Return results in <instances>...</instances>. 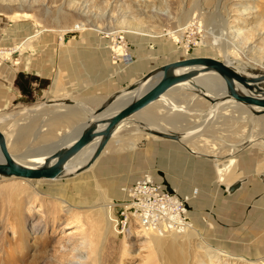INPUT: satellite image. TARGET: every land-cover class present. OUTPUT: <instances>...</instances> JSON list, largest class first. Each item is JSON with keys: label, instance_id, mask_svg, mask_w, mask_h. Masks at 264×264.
I'll return each instance as SVG.
<instances>
[{"label": "rangeland", "instance_id": "obj_1", "mask_svg": "<svg viewBox=\"0 0 264 264\" xmlns=\"http://www.w3.org/2000/svg\"><path fill=\"white\" fill-rule=\"evenodd\" d=\"M66 32H71L69 40L78 39L63 44ZM112 33L124 38L134 56L130 65H112L115 70H149L203 56L233 62L246 72L264 71V0H0V57L12 54L0 58V130L9 135L18 157L58 141L42 116L28 118L32 78L37 86L44 71L58 69L60 55L100 48ZM170 35H180L179 41ZM168 94L183 120L178 134L203 123L186 143L196 153L182 142L139 133L147 132L135 123L143 121L141 116L161 120L153 110L133 118L123 130V148L111 143L81 175L0 180V264L264 262L263 130L251 114L221 111L210 117L211 105L192 98V92ZM230 159L232 178L219 182L217 166ZM144 175L179 197H189L188 217L196 230L190 242L182 237L175 245L166 238L153 246V234L123 221V188ZM237 181L240 187L230 193L228 187ZM101 198L111 206L112 219L103 244L105 222L93 205ZM208 245L216 252L207 251Z\"/></svg>", "mask_w": 264, "mask_h": 264}, {"label": "water", "instance_id": "obj_2", "mask_svg": "<svg viewBox=\"0 0 264 264\" xmlns=\"http://www.w3.org/2000/svg\"><path fill=\"white\" fill-rule=\"evenodd\" d=\"M241 72V68H238ZM216 74L222 81L225 96L221 101L211 99L204 95L210 104H217L224 100H233L238 106L248 109L252 115H264V71H244L252 76L237 71L233 64L225 60L212 57H188L165 63L150 70L136 83L130 85L122 94L116 95L105 101L96 111L93 112V119L70 143L61 146L54 145L47 147L49 151L43 156V162L37 166L28 167L16 163L6 146V140L0 130V155L3 162L0 163V175L15 177L27 180H61L72 178L67 172L70 164L75 158L81 157L82 152L92 143L97 142L95 149L86 164L80 170L89 169L100 158L112 136L120 124L131 116L141 112L150 104L158 101L168 91L188 84L197 88L194 80L201 74ZM141 89L138 96L125 102L111 116L103 118L104 114L117 102V100L128 92ZM257 110V111H256ZM154 135L159 138L179 141L176 133H165L158 131ZM241 185L237 181L228 187L233 193ZM170 191V189H168Z\"/></svg>", "mask_w": 264, "mask_h": 264}, {"label": "crops", "instance_id": "obj_3", "mask_svg": "<svg viewBox=\"0 0 264 264\" xmlns=\"http://www.w3.org/2000/svg\"><path fill=\"white\" fill-rule=\"evenodd\" d=\"M76 39L78 38H72L70 40L66 39L64 40L65 42L63 41L62 43L68 44L71 41V43H73V41ZM101 43L102 44L99 45L100 48L95 47L90 51H82L79 54H75L74 56L73 54L64 56L60 55L58 58V69L54 71H44L42 80L37 86L34 78H32L33 87L31 89V93L28 92L27 97L28 118L31 116H42L44 121H48L50 128H54H52V130L58 137L56 140H59L58 142L55 141V144L61 143L65 145L68 143L69 141H60V139L62 140L65 135L66 127L73 129V127L79 126L80 128L84 125V123V126H86L92 121L94 117L93 112L96 111L105 101L113 96L124 93L130 85L136 83L143 75L152 70L142 69L139 67H133L129 70L113 69L109 60L108 47L105 46L106 43ZM107 62L110 64V66ZM1 73H3L4 77L5 73H7L6 69L4 68ZM139 94L140 93L135 94L131 96V98L128 97V94H124L117 100L116 103L118 105L119 101L122 103L124 101H129ZM170 96L172 100L173 95L170 94ZM125 97L128 99L126 100ZM163 100L164 99H160L150 104L141 110V112H139L137 115L131 116L127 120H124L112 136L104 153L110 147L111 143L117 144L119 140L121 142L124 140L122 137L123 130L132 124L133 118H139V115L142 113L146 114L154 110L159 115L161 122H169L170 126H175V129L177 130V108L174 110L171 105L168 106L164 104L166 102ZM171 103L173 104V101H171ZM117 105L115 104V107H111L102 117L107 118L111 116L115 110L118 109L119 105ZM69 113L74 114V116L71 117L72 119L68 117ZM83 114H86L87 118L84 120V122L82 119ZM141 119L143 120L142 116ZM143 121H135V123L139 125V123H143ZM169 132L171 134L177 133V131H173V129ZM60 135L63 137H60Z\"/></svg>", "mask_w": 264, "mask_h": 264}, {"label": "bare ground", "instance_id": "obj_4", "mask_svg": "<svg viewBox=\"0 0 264 264\" xmlns=\"http://www.w3.org/2000/svg\"><path fill=\"white\" fill-rule=\"evenodd\" d=\"M79 30H82L81 28H78V31ZM184 30V27H182L181 28V32ZM38 33V32H37ZM69 33H71V32H66V33H64L63 35L65 36V40L66 39H69L70 37H71V35L69 34ZM67 34V35H66ZM115 34V33H114ZM111 35H113V33L111 34ZM63 36V37H64ZM108 36V35H107ZM174 40H175V42H177V41H179V36L180 35H178L177 37H175L174 35H170ZM67 37V38H66ZM23 43V42H22ZM26 47V46H25ZM18 49V48H17ZM20 52L21 51H23V50H21V48L20 49H18ZM17 50V51H18ZM109 50V49H108ZM18 51V52H19ZM2 54V53H1ZM12 54H3V55H1V57L0 58H2L3 57V59L5 58V59H9L10 58V56H11ZM223 61V60H222ZM228 64H234L233 62L232 63H230V62H227ZM15 64H18V62H16ZM237 68V67H236ZM8 71V70H7ZM237 71L238 72H240V73H244V71H240V70H238V68H237ZM244 74H246L247 76H252V75H249V74H247V73H244ZM194 84L195 85H197V88L196 87H193V86H191V85H186V84H181L180 86H178V87H176V88H174V89H172V90H170V91H168L167 93H170V92H172L173 90H187V91H190V92H192V95H194L192 98H198L199 100L200 99H202V100H204V101H207L205 98H204V95L205 96H207V97H209V98H211V99H215V100H219V101H221L222 99H223V97L225 96V91H224V87H223V84H222V81H221V79L216 75V74H214V73H210V74H201L200 76H198L195 80H194ZM262 88H264V87H262ZM126 92V91H125ZM141 92V89H139V90H137V91H133V92H128V93H126V95L128 94V97H130L131 98V96H133V95H135V94H138V93H140ZM177 92V91H176ZM125 95V96H126ZM171 96H169V94H164L162 97H161V99H164L163 101H165L166 103H164V104H166V105H168V106H172V103H171V98H170ZM123 98V97H122ZM126 98V100L128 99L127 97H125ZM130 101V100H129ZM125 102H128V101H124L123 103L121 102V101H119V103H118V105H117V103H115L117 106H118V109L125 103ZM208 102V101H207ZM163 103V102H162ZM209 103V102H208ZM115 104L113 105L114 107H115ZM210 104V103H209ZM211 105V107H210V109H209V111H208V115L210 116V117H213L216 113H220L221 114V111H223V114H226L227 112H230V111H235V112H240V113H242L243 114V112L245 113V114H251L252 115V113L251 112H249V110L248 109H245V108H243V106H238V104L236 103V102H234L233 100H224L223 102H219V103H217V104H210ZM112 106V107H113ZM116 106V107H117ZM167 107V106H166ZM173 108H174V104H173ZM223 108V109H222ZM63 109V108H62ZM113 109H115V108H113ZM118 109H116V110H118ZM115 110V111H116ZM246 110H248V111H246ZM257 111V110H256ZM181 112H182V114H184L185 113V109H184V107L182 106V109H181ZM163 113V112H162ZM180 112H178V114H179ZM138 114V113H137ZM137 114H135V115H137ZM160 115H161V113H160ZM74 116V114L73 113H69V118H71V117H73ZM134 116V115H133ZM252 116H254V115H252ZM263 116V117H262ZM67 117V118H68ZM146 118H144V117H142L143 118V123H139V126L140 127H142L143 128V130H145V131H147V132H144V131H141L140 130V132L139 133H144V134H146V135H148V136H151V137H153V138H159V137H157L156 135H154L156 132H158V131H161V132H169V131H171L172 129H173V131L175 130L176 131V129L174 128V127H171L170 126V123L169 122H166V121H162L161 122V120H159V121H150L148 118V116L146 115L145 116ZM148 117V118H147ZM161 117V116H160ZM180 114L178 115V125L177 126H181L182 125V121L183 120H181L180 118ZM183 117V116H182ZM206 117H208V116H206ZM205 117V118H206ZM219 117V116H218ZM66 118V119H67ZM155 118H159V117H155ZM209 118V117H208ZM259 118H264V115H261V116H255V118H253V120H254V122H255V124L257 125L258 124V126L260 125V127H261V129L263 130V132H264V121H262V120H258ZM72 119V118H71ZM75 119V118H74ZM82 119H83V122H84V120L85 119H87L86 118V114H83L82 115ZM89 119V118H88ZM0 120H1V118H0ZM154 120V119H153ZM158 120V119H157ZM212 120V119H211ZM256 120V121H255ZM2 121V120H1ZM82 121V120H81ZM191 121V120H190ZM203 121H205V120H203ZM82 122V123H83ZM210 122V121H209ZM184 123V122H183ZM202 124L203 123H200V124H198V125H196V126H198V128L197 127H194V128H196L195 130H198V131H200V130H202V128L204 127V126H202ZM84 125H85V123H84ZM82 126V127H80L79 128V126L77 127H73V129H70V128H68V129H65V135H64V137L63 136H61V137H63V139L61 140L60 139V141H69L68 143H70L71 141H73L74 139H75V137L79 134V132H80V130L82 129V128H84L85 126ZM131 126V125H130ZM134 126V125H133ZM136 126V125H135ZM138 126V127H139ZM137 127V126H136ZM119 128V127H118ZM194 128L193 127H190V125L189 126H186L185 128H183L182 129V134L180 133V134H178V132L176 133L177 135H179L178 137H179V143L180 142H182V144L184 145V146H186V147H188L187 145H186V143H188L189 141H191V136H192V134L193 133H196L195 131L193 132L192 130H194ZM178 129V128H177ZM245 130V129H244ZM210 131V130H209ZM2 133H3V135H4V137H5V140H6V146H7V148H8V152L10 153V155L12 156V158H13V160L16 162V163H18V164H20V165H23V166H28V167H33V166H37V165H39V164H41L42 162H43V156H44V154H47L49 151H43V149H38L39 151H34L33 149V152H31L30 150H26L24 153H22L21 154V158L20 157H18L16 154H15V152L13 151V147H11L12 145H10V142H9V135H6V133H4L3 131H1ZM170 133V132H169ZM181 135V136H180ZM194 137V136H193ZM191 138V139H190ZM159 139H161V138H159ZM127 140V139H126ZM59 141V140H58ZM57 141V142H58ZM110 142V141H109ZM136 142V141H135ZM16 143V142H15ZM15 143H13V144H15ZM68 143H66V144H68ZM119 146L120 147H122V143H121V141L119 140ZM134 143V142H133ZM65 144V145H66ZM96 144H97V142H94V143H92L90 146H88L87 148H85V150L82 152L83 154L81 155V157L80 158H78V156L75 158V160H74V162H72L71 164H70V167L67 169V172L68 173H71L72 174V177H76V176H78V175H81V174H83V173H85V172H87L88 170H90V169H92V167L98 162V160L100 159V158H98V160H96V162L89 168V169H87V170H80V169H82V167L86 164V162L88 161V159H89V157L91 156V154L93 153V151H94V149H95V146H96ZM109 144V143H108ZM108 144H107V146H108ZM189 144H191V143H189ZM54 145H59V143L58 144H55L54 143ZM53 145V146H54ZM60 145L61 146H63L64 144H61L60 143ZM107 146H106V148H107ZM14 147H15V145H14ZM16 148V147H15ZM106 148L104 149V151L106 150ZM123 148V147H122ZM128 148H129V146H128ZM17 149V148H16ZM188 149L190 150H192V148H189L188 147ZM130 150V149H129ZM194 153H196L194 150H192ZM192 151H190V152H192ZM104 153V152H103ZM102 153V154H103ZM102 156V155H101ZM100 156V157H101ZM216 157V156H215ZM3 162V160H2V157H1V155H0V163H2ZM233 164H234V161L233 160H227L225 163H220L218 166H217V169H216V171H217V176H218V181L219 182H228L231 178H232V173H231V171H232V166H233ZM147 177H149V178H151L150 177V175H147ZM11 178H15V177H6V176H2V175H0V180H2V179H7V180H9V179H11ZM15 179H19V178H15ZM20 180H27V179H20ZM37 194H38V192H37ZM124 200V197H123V199L119 202V205H121V203H122V201ZM64 203V202H63ZM66 203V202H65ZM93 205H98L99 206V210H100V212L102 213V215H103V219H104V222H105V229H104V232H103V236H102V244L105 242V240L107 239V236H108V230H109V228L107 227V225L108 226H110L111 225V222H112V219H111V206H109V204H107V202L104 200V199H99L98 200V202H96V203H94ZM116 220V219H115ZM115 223H117V221H115ZM136 225V227H137V229H141L142 231L141 232H145V233H149V234H153V235H151V237H152V240H150L149 239V243H152L151 245H153V246H157V245H159V240L160 239H166V238H169V240H170V242L171 243H174L175 245L177 244L176 243V240H177V242H178V240L180 239V238H182L183 237V239H185V241H187V242H190V240L192 239V236H194V235H196V230H193V228H192V226L190 225V228L187 230V231H185L184 233H181V234H166V235H160V234H157V233H152L150 230H146L143 226H142V228H140L141 226H138L137 224H135ZM115 227H116V224H115ZM154 238V239H153ZM180 242V241H179ZM158 243V244H157ZM180 245V244H179ZM209 246V245H208ZM207 246V247H208ZM215 251L216 252V250H214L212 247H208L207 248V251ZM215 254V253H214ZM222 254H224L223 256L224 257H230V258H232V256H229V254L228 255H226V253H222ZM96 256V255H95ZM184 257V256H183ZM96 258V257H95ZM182 258V257H181ZM234 258V257H233ZM97 259V258H96ZM229 259V258H228ZM264 259V258H263ZM227 260V259H226ZM243 260V259H242ZM261 260V259H260ZM199 264H203L202 262H198ZM258 263H260V264H264V262H263V260H261V262H259L258 261ZM257 263V264H258Z\"/></svg>", "mask_w": 264, "mask_h": 264}, {"label": "built area", "instance_id": "obj_5", "mask_svg": "<svg viewBox=\"0 0 264 264\" xmlns=\"http://www.w3.org/2000/svg\"><path fill=\"white\" fill-rule=\"evenodd\" d=\"M103 39L107 42L111 65L127 66L134 61L122 36L113 33ZM123 193L120 208L125 223L143 226L160 235L181 234L190 228L188 196L179 197L147 175L124 187Z\"/></svg>", "mask_w": 264, "mask_h": 264}]
</instances>
